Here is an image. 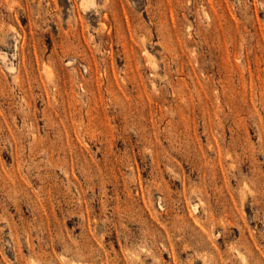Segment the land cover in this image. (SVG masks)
Segmentation results:
<instances>
[{
    "label": "rangeland",
    "instance_id": "1",
    "mask_svg": "<svg viewBox=\"0 0 264 264\" xmlns=\"http://www.w3.org/2000/svg\"><path fill=\"white\" fill-rule=\"evenodd\" d=\"M0 264H264V0H0Z\"/></svg>",
    "mask_w": 264,
    "mask_h": 264
}]
</instances>
